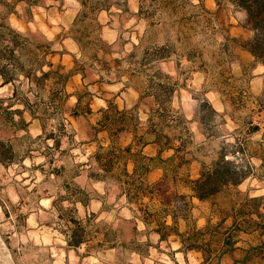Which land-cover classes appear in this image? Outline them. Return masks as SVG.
<instances>
[{
  "label": "rangeland",
  "instance_id": "1",
  "mask_svg": "<svg viewBox=\"0 0 264 264\" xmlns=\"http://www.w3.org/2000/svg\"><path fill=\"white\" fill-rule=\"evenodd\" d=\"M97 1L104 2L108 10L91 11V4L82 10L77 0H0V24L28 33L39 44L53 42L52 50L58 54L55 57L49 56L48 61L53 62L54 71L62 66L61 74L67 76L72 70L84 69L87 76L85 80L81 74L71 76L60 98L55 97L54 101L51 98L52 95L56 96L58 88L53 85V81L47 82L43 91L34 85L25 87V81L22 82L21 78L15 82L16 89L13 85L0 89V107L5 108L15 102L11 110L23 109L20 101L28 99L30 104L40 108L36 112L38 119L34 121L28 112L24 114L29 123L27 132L5 125L4 115L0 111V142L13 146L11 153L1 156L4 163L0 162V264H91L93 260L96 264H206L200 262L194 253H188V247L197 245L209 252L212 248L205 246L212 243L209 235L226 231L211 229L202 233L190 228L187 236L180 217L185 214L189 203L186 201L184 206L180 201L175 227L182 236L172 234L167 241L161 242L160 236L153 230L161 228L160 222L165 223V226H172L173 222L170 217L149 218L146 209L147 206L151 207L150 211L164 209L163 199L171 202L172 193L182 192L178 189L181 184L196 181L188 177L187 166L180 169L178 175L173 174L176 164L183 158L200 159L205 154L206 160L197 174L199 176L200 173V178L202 171H206L217 159L218 140V148L235 145L239 139L238 146L246 149V153L233 155L234 160L239 161L240 165L244 164L250 172L241 189L250 188V185L253 190L264 189V161L251 156L256 153L264 157V114L253 112L259 100L264 102V93L261 92V88L264 89V72L255 69L245 57L241 58L234 53V49L232 55L228 56L219 51L224 37L230 36V27H240L246 23L244 11L236 7L233 0H190L191 5L186 7L185 15H195V21L199 23L180 25L176 24L180 16H171L165 6L168 0ZM7 4L14 9L15 14L7 15ZM201 4L208 12L201 9ZM145 17H149L148 20ZM53 20L56 23H52ZM13 24L18 27H13ZM113 32L116 38L109 43L106 37ZM49 36L52 38L49 39ZM74 38L81 41L83 49ZM164 45H168L172 53L170 61L149 66L141 64L147 52ZM189 56L191 61L187 60ZM219 61H226L222 68L217 66ZM239 63H242V75L239 74ZM46 69L49 70L48 67ZM222 69L226 71V77L231 78L227 80L229 87L224 88V80L220 77ZM158 72L162 75H156ZM9 86L11 95L5 96L2 90ZM161 86L172 89V93L164 95ZM226 88L231 91L233 89V96L242 90L248 101L247 108L234 111L229 103L230 91L227 90L224 95L218 91H226ZM214 92L219 94L221 100L227 101V107L223 106L225 114ZM76 94L82 99L80 110H84L90 102L93 115H72L77 104ZM73 97L76 98V104L69 105L68 101ZM158 97L167 100L164 133L172 139V146L185 144L188 152L179 156L178 161L170 167V174L158 186V197L152 203L144 198L139 205L129 204L125 196L128 186L112 176L106 180L92 176L105 174L90 157L106 152L111 146L105 132L96 131L101 118L99 110L112 105L117 106L119 111H127L125 116L128 130L134 129L139 122L142 133L160 122V118L155 115ZM95 99L102 100L106 107L96 106ZM204 100L210 104L212 102L219 112L214 110L212 104L211 107H201ZM134 106L137 109L131 111ZM229 114H233L234 120ZM147 116H154L152 123H147ZM249 116L253 118L254 124L260 125L261 130L257 135L247 138L248 129L244 119ZM134 119L138 120L137 123ZM18 120L19 117L15 116L14 121ZM52 127H55V132L49 130ZM60 127L63 129L61 144L55 148L53 140H47V137L50 134L57 135ZM114 129L118 128L115 126ZM21 132L23 136L19 135ZM33 132L39 134L33 138ZM225 135L232 137L231 144L220 139ZM205 138L208 139L207 144H204ZM65 139L68 147L63 146ZM48 141L53 143L49 146ZM77 148L81 149L80 155H87V160L75 162L77 158L73 152ZM229 151L233 152V149L229 148ZM34 153L44 158L47 168L43 163L32 162L37 158ZM25 160L29 162L27 165L24 164ZM13 165H19L20 170L10 172ZM35 173L44 177L39 184L36 183ZM115 174L118 175L119 171L116 170L112 175ZM21 175L23 179L16 180V176ZM77 180L83 186L75 183ZM94 184L103 187L97 191L92 187ZM44 185L58 189L57 198L51 201L49 208H44L41 203L44 198L50 199L49 189L44 188ZM9 188L18 197L14 205L6 195ZM59 189L66 195H60ZM226 189L229 188L222 192ZM242 190L234 193H246ZM61 197L69 201H62ZM77 198L88 202L86 207L77 202L83 209V217L79 219V210L75 207L77 203H73ZM64 202L71 203L73 207L68 209H76L77 212L65 214L66 209L62 207ZM97 202L100 207L93 210ZM259 206L258 201L242 202L240 213L252 214ZM22 208H28L29 211L22 212ZM36 208H39L38 212ZM53 208L58 213L54 220L50 215ZM169 209L174 211V208ZM125 212L127 215L123 214ZM92 214L97 217L91 219V229L108 226L116 234L114 248L98 251L84 245V251L80 252L68 246L65 218L83 220L92 218ZM30 217L34 220L35 228L27 223ZM146 218H149V226L144 222ZM59 222L65 224L64 229L58 230V236L65 238L62 243L56 242L57 237L48 231H57L53 224ZM6 223L11 230H5ZM243 227L251 229L254 224L245 220Z\"/></svg>",
  "mask_w": 264,
  "mask_h": 264
},
{
  "label": "trees",
  "instance_id": "2",
  "mask_svg": "<svg viewBox=\"0 0 264 264\" xmlns=\"http://www.w3.org/2000/svg\"><path fill=\"white\" fill-rule=\"evenodd\" d=\"M79 1L82 10L86 7H89L91 11L96 10H108V7L105 3H101L97 0H77ZM236 7L246 13V27L252 32V36L249 40H243L240 38H235L231 36L224 37V43L221 45L220 53L224 56L232 55V50L239 47L244 51H247L254 59L253 67L255 68L257 64L264 66V0H233ZM188 5H191L190 0H168L166 3V8L170 11L171 16H180L179 20L176 21V24L182 25L183 23H199L195 21V15L186 17L185 9ZM8 7L7 15L15 14L14 9L7 4ZM14 7V6H13ZM201 9L208 12L207 9L201 4ZM141 14V12H140ZM149 17H145L148 20ZM149 25H151L149 23ZM75 42L79 45L81 49L84 48L79 39H75ZM53 42L45 41L43 44L37 43L28 33L19 32L12 27L0 24V89L8 85H13L15 87V82L23 77V81H27L28 85H34L39 91L45 90L47 82L53 81L57 90L56 96L52 95L51 100L54 101L55 97L60 98L59 95L64 92V89L71 76L81 74L83 80L86 79V73L84 69L80 71L72 70L67 76L61 74L62 66H59L56 71L53 70L54 64L48 57H55L58 53L52 50ZM168 45L161 47L152 48V52H147L144 56L141 64L143 66H149L157 64L161 61H170L172 58V53ZM188 61H191V56L187 57ZM226 61H219L217 66L222 68ZM48 67L49 70L45 71L44 69ZM39 73V75H37ZM156 75L160 76L162 73L158 72ZM226 71L221 70L220 77L223 79L224 88L229 87L227 80H230V77H226ZM166 79L170 80V77L164 76ZM16 89V87L14 88ZM161 92L164 95H170L172 89L167 87H160ZM32 90V88H29ZM226 91L218 90L219 93L224 95L227 90L230 91V106L234 111H240L247 108L248 101L244 97L242 90L237 91V95L233 96V89H225ZM14 93L15 90H14ZM77 97V104L73 111V116H91L93 115V110L91 108L90 102L87 103L84 110H80V105L82 99L79 95ZM69 97V96H68ZM166 99L161 97L156 98L158 104V109L155 111V115L160 118L158 124L150 126L149 130H146L145 134L139 140L140 144L144 143L145 136L150 134L155 136V141L161 145V150L158 157L149 158L143 154V150L133 152V146L130 145L126 148L120 146V135L123 132L129 131L127 128V111H119L117 106H108L107 109L99 110L101 118L99 119L97 125V132H107L110 136L111 146L104 153H98L97 155L90 157V160H94L98 165L100 170L104 172L103 175H92L96 179L106 180L108 177H113L115 180L121 182L124 186H128V193H125L126 199L129 204L139 205L142 199L148 198L150 203H152L157 197L156 190L159 184L150 185L148 183L147 177L148 174L155 167H162L166 171V175L170 174V167L173 165L176 158L182 154H186L187 146L185 144L180 145L179 147H174L171 145L172 139L164 133V123H165V112L167 107L165 106ZM222 103L227 107V101L222 99ZM15 102H11L7 107H0V111L4 115V124L14 127L16 130H24L27 132L29 123L26 122L24 114L28 112L32 120L38 119L36 112L40 110L39 106L32 105L29 103L28 99H22L20 104L23 106V109L11 110L15 106ZM211 107V104L208 101L202 103L201 107L207 106ZM257 108L253 112H258L264 114V102L259 100L257 102ZM213 113H216L212 110ZM18 116L19 120L14 121V117ZM232 120L233 114H229ZM154 116H150L147 123L153 122ZM137 123V121L134 119ZM247 125V138L257 135L261 127L259 124H254L253 118L251 116L244 119ZM139 122L135 125L139 126ZM115 126L118 129H114ZM114 127V128H113ZM62 128L58 129V134H50L47 137L52 139L54 142V147L59 148L61 144V132ZM72 140V138H70ZM239 139L235 145H223L219 153L218 158L210 165L206 171H202L201 177L196 181H187V186L194 193V196L200 201H206L214 198L218 193L222 192L225 188L237 187L242 184L249 177L248 167L240 165L235 160H225V157L228 155L233 156L234 154L246 153L244 146H238ZM259 144V142L257 143ZM229 148L233 149V152L229 151ZM13 146L0 142V162L4 163V159L1 156L11 153ZM102 152L103 149H100ZM166 150H173L174 156H171L167 159L163 158V153ZM252 157L260 158L264 161V157L252 153ZM181 158V157H180ZM183 158V157H182ZM191 160L182 159L180 163L175 166L173 174H177L180 169L184 166H189ZM132 165V169H131ZM116 170L119 171L118 175H112ZM83 194V193H81ZM61 200L69 201L65 197H61ZM79 202L83 207L88 206V202L82 198L74 199L73 203ZM165 203L164 209L159 211L153 210L150 211V206H147V214L149 218L154 219L155 217H171L173 221L172 226H165V223H159L161 228L154 229L153 231L160 236V241H167L168 238L175 234L179 237L182 235L178 233L175 225L179 215L177 214V209L170 210L169 208L172 205V202L163 201ZM55 204V202H54ZM62 211V210H60ZM73 212L76 213L77 210L66 209L65 214ZM243 215H246L243 214ZM97 215L92 214V218H86L83 220H77L73 217L65 218L67 230L65 234L67 235L68 246L73 249H79L84 245H88V249H94L98 251L112 249L116 246L115 237L116 234L108 226L105 228H96L91 229V219H95ZM149 218H146L144 222L149 226ZM71 225V228L68 226ZM262 232H264V222L260 225ZM167 232H164V231ZM69 232L71 236L69 238ZM184 243V241H183ZM196 248L194 245H190L188 249Z\"/></svg>",
  "mask_w": 264,
  "mask_h": 264
},
{
  "label": "crops",
  "instance_id": "3",
  "mask_svg": "<svg viewBox=\"0 0 264 264\" xmlns=\"http://www.w3.org/2000/svg\"><path fill=\"white\" fill-rule=\"evenodd\" d=\"M243 13L244 18H246V13ZM229 35L247 41L251 38L252 32L246 27L245 23L240 27L231 26ZM234 53L241 58L245 57L251 63L254 61L253 57L247 51L239 47L234 49ZM231 64L234 65V62L232 61ZM257 68L262 69L264 72L263 65L257 64L255 69ZM239 74H244L242 63H239ZM261 92L264 93L263 87L261 88ZM214 93L216 94L217 92ZM216 95L219 104L223 107L224 105L219 94L217 93ZM211 104L214 110L219 112L212 102ZM135 109H137V106H134L131 111ZM223 114H225L224 107ZM148 119L149 117L147 116V121ZM145 133L146 132L140 133L139 126L123 132L120 135V146L126 148L132 145L133 152L143 150V154L149 158L158 157L161 145L155 141L156 138L154 135L151 136L147 134L144 143H139V140ZM105 134L107 135V141L111 144L109 134L107 132H105ZM207 142L208 139L205 138L204 144H207ZM221 148L219 147L216 151L217 158ZM186 152H188V149ZM213 152L215 154V151ZM174 154L173 150H166L163 153V158L167 159L174 156ZM178 159L179 157L176 158L174 163H176ZM204 160H206L205 154H202L200 159L192 158L191 163L187 166L188 177L191 180H197L199 178L200 173L199 176L197 174L198 171L200 172ZM166 174V171L162 167H155L148 174V183L150 185L161 184L168 177ZM242 185L243 184H240L237 187L226 189L224 192H220L214 198L206 201H200L196 198L186 184H181L178 187L179 190H182L181 193H172L173 200L171 201V208H179V206H181L180 201H182L184 206L186 201L189 203V207L186 209L185 214L180 217L184 223L185 234L187 236L190 232V228H195L196 231L202 233L211 229L226 231V233L219 234L214 232V234L209 235L212 243L205 245L212 248L209 252H205L202 248L197 247V245H194L196 247L194 249H188V253H194V255L199 258L200 262H206V264H264V232H262L259 226L264 222V189L253 190L252 185H250L251 187H246L244 191L241 189ZM238 190H242L246 193H234ZM240 198L241 201L239 200ZM251 201L260 202L258 210L252 214L246 213V215H241L242 202L249 203ZM170 219L172 221L171 217ZM245 220L252 222L254 227L251 229L243 227Z\"/></svg>",
  "mask_w": 264,
  "mask_h": 264
},
{
  "label": "clouds",
  "instance_id": "4",
  "mask_svg": "<svg viewBox=\"0 0 264 264\" xmlns=\"http://www.w3.org/2000/svg\"><path fill=\"white\" fill-rule=\"evenodd\" d=\"M52 23H56V21L53 20ZM13 27H18V26L15 25V24H13ZM19 30H20V31H23V29H19ZM51 38H52V37L49 36V39H51ZM115 38H116V34H115L114 32L111 33L110 36L106 37V39L109 40V43H111ZM55 47H59V45H56ZM71 50H72V51H75V48H72ZM44 70L47 71L48 69L45 68ZM164 70H165V71H168L167 68H165ZM37 75H39V73H37ZM108 78L111 79L112 77H108ZM21 79H23V77H21ZM27 86H28V84H27V82L25 81V87H27ZM10 87H11V86H9L8 88H5V89L2 90V91H3V94H4L5 96H10V95H11V92H10V90H9ZM92 91H95V89H92ZM68 104H69V105H75V104H76V98L73 97L72 99H70V100L68 101ZM95 105H96V106H99V107H106V105L104 104V102H103L102 100H100V99H95ZM217 119H219V118H217ZM52 123L55 124L56 121H52ZM49 130L52 131V132H55V131H56L55 127H52V128H50ZM229 131H231V126H229ZM38 134H39L38 132H33V138H35V136L38 135ZM19 135L23 136L24 133L21 132V133H19ZM220 139L224 140L227 144H231V143L233 142L232 137H231V136H227V135L222 136ZM52 143H53L52 141H48V145H49V146H50ZM63 146H64V147H68V145H67V143H66V139H65V142H64V145H63ZM216 146H217V150H218L219 140L216 141ZM41 150H43V149H41ZM80 151H81V149L77 148V149H75L74 152H73V156H75V157L77 158L75 162L84 161V160H87V159H88L87 155H80V154H79ZM34 155H35L37 158L34 159L32 162L35 163V164H42V163H43L44 166H45V168H47V164L45 163L44 158H43V157H40L38 153H34ZM57 155H58V153H57ZM234 159H235V158H234L233 156H231V155H228V156L225 157V160H228V161H231V160H234ZM238 162H239V161H237V163H238ZM28 163H29V162H28L27 160L24 161V164H25V165H27ZM93 163H94V162H93ZM56 166H58V165H56ZM19 170H20V166H19V165H13L12 168L10 169V172H13V173H14V172L19 171ZM25 174H27V173H25ZM35 176L37 177V181H36L37 184H39L40 180L44 179V177H43V176H40L39 173H35ZM22 179H23V175H21V176H16V180L19 181V180H22ZM5 183H7V181H5ZM58 183H59V182H57V184H58ZM75 183H77V184H81V181H80V180H77ZM35 186H36V185H32V187H35ZM81 186H83V185L81 184ZM43 187L49 189V196H50V199H49V198H44V199L41 201V203L43 204L44 208H49V207H50V204H51V201H52V200H55V199L57 198L56 193H57L58 189H57L56 187H50L49 185H44ZM92 187L95 188L97 191H100V190L102 189L103 185H101V184H94ZM59 194H60V195H66V193H65L62 189H59ZM6 195L10 198L11 203H12L13 205L17 203V199H18L17 194H16L15 192H13L10 188L7 190ZM121 203H123V201H121ZM5 207H7V205H5ZM62 207H63L64 209H68V208L73 207V205H72L71 203H69V202H64V203L62 204ZM75 207L79 210V216H78L77 218H78V219H79V218H82V217H83V209L81 208V205H80L79 203H77V204L75 205ZM99 207H100V203L97 202V203L94 204L93 210L98 209ZM21 211H22V212H28L29 209H28V208H22ZM36 211L38 212V211H39V208H36ZM123 214H124V215H127L126 212L123 213ZM50 215H51V217H52L53 220H54V219H55V216L58 215V213H57L56 210L53 208V209H51ZM102 218H103V217H102ZM108 218L110 219V217H108ZM13 219H14V217H13ZM27 223H28L32 228H35V223H34L33 218L30 217V218L28 219ZM4 227H5V230H6V231L11 230V229L9 228V225H8L7 223L4 225ZM53 228L56 229L57 231H52V229H49L48 231L51 232V234H52L53 236H56V237H57V241H56V242H61V243H62V242L64 241L65 238H64V237H60V236H58V230H59V229H64V228H65V224H64L63 222L54 223V224H53ZM68 228H71V225H69ZM141 228H143V225H141ZM29 235H31V234H29ZM68 235H69V238H70L71 233L69 232ZM22 238H23V237H22ZM47 242H48V241L46 240L45 243H47ZM0 243H2V242H0ZM78 251L83 252V251H84V248L81 247L80 249H78ZM5 252H7V249H5ZM165 260H167V258H165ZM6 264H7V262H6ZM85 264H88V262H85ZM91 264H96V261H95V260L91 261Z\"/></svg>",
  "mask_w": 264,
  "mask_h": 264
}]
</instances>
